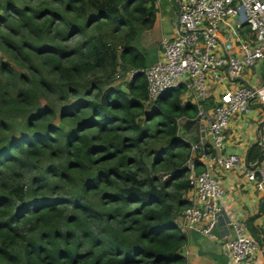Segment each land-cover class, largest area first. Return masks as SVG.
Masks as SVG:
<instances>
[{
	"label": "trees",
	"instance_id": "trees-1",
	"mask_svg": "<svg viewBox=\"0 0 264 264\" xmlns=\"http://www.w3.org/2000/svg\"><path fill=\"white\" fill-rule=\"evenodd\" d=\"M0 9V46L7 38L21 66L0 61V112L27 115L26 131L0 121V264H187L177 218L191 205L192 152L178 120L193 130L199 108L185 85L147 103L136 26H154L157 0ZM120 68L135 71L124 85ZM257 218L248 225L262 246Z\"/></svg>",
	"mask_w": 264,
	"mask_h": 264
},
{
	"label": "built area",
	"instance_id": "built-area-1",
	"mask_svg": "<svg viewBox=\"0 0 264 264\" xmlns=\"http://www.w3.org/2000/svg\"><path fill=\"white\" fill-rule=\"evenodd\" d=\"M174 1L180 23L176 36L164 39L158 60L142 69L148 83L147 103L181 85L193 93L199 105L198 117L205 118L211 141L203 135L189 142L191 205L183 210L179 226L216 241L214 230L225 210V190L212 173L214 166L240 168L264 194V121L258 136L262 156L254 166H245L234 153H222L231 118L247 111L254 100L264 107V79L252 83L244 76L252 67H264V0ZM219 86L224 90L207 113L209 107L203 102ZM196 162L204 165L202 172H195ZM259 219L264 227V210ZM233 225L237 236L226 243L228 264H249L257 252L264 256V246L245 232L244 226Z\"/></svg>",
	"mask_w": 264,
	"mask_h": 264
},
{
	"label": "crops",
	"instance_id": "crops-1",
	"mask_svg": "<svg viewBox=\"0 0 264 264\" xmlns=\"http://www.w3.org/2000/svg\"><path fill=\"white\" fill-rule=\"evenodd\" d=\"M244 76L247 81L259 83L264 79L263 65L246 70ZM223 87H216L210 97L213 98L214 102L221 95L224 90ZM182 98L183 101L195 103L199 108L191 91L187 90ZM209 112L210 107L207 109V113ZM197 118L198 123L194 129H198L199 132L196 139L206 135L208 142H210L211 138L207 136L208 127L205 118ZM263 121L264 107L258 100L252 101L247 111L236 113L231 118L226 130V143L222 153H234L241 158V162L245 166H254L260 158V153L257 151L259 148L258 136ZM212 173L225 190V210L214 230L217 240L209 241L197 232L185 230L187 243L183 247L182 253L187 258V264H228L230 255L226 243L237 236V231L233 224L244 226L245 232L251 234L248 225L249 220L258 217L264 210V194L256 189L254 183L244 175L240 168L227 169L222 166H214ZM180 219L181 217L178 216V223ZM257 223L261 224L262 222L259 219ZM262 246H264V241ZM249 264H264L263 254L257 252Z\"/></svg>",
	"mask_w": 264,
	"mask_h": 264
},
{
	"label": "rangeland",
	"instance_id": "rangeland-1",
	"mask_svg": "<svg viewBox=\"0 0 264 264\" xmlns=\"http://www.w3.org/2000/svg\"><path fill=\"white\" fill-rule=\"evenodd\" d=\"M38 2V1H37ZM4 15V11L0 9V17ZM177 6L174 0H157V12L156 21L153 27L146 28L143 26H136V38L135 45L146 54V67L150 64L156 62L159 54H161L162 42L164 39H172L176 36V21H177ZM110 29V28H109ZM120 35V34H119ZM14 39L18 40L19 35H12ZM13 39V38H12ZM113 42H119V40H114L110 38ZM3 40V41H2ZM2 46H0V61L9 62L15 69L19 70L20 65L14 61L10 52L8 51L9 43L7 38H2ZM1 45V44H0ZM133 69L124 70L119 69L115 75L114 82L116 84L124 85V83L130 81L132 75L134 74ZM6 120L15 122V124H20L18 126L19 130H25V122L27 120V115L22 113H3L0 112V121ZM58 122V121H57ZM179 123V136L188 142L193 141L197 138L198 129L186 130L185 129V119L181 118L178 120ZM18 130V131H19ZM62 192L72 193L71 189H64ZM6 264V263H4Z\"/></svg>",
	"mask_w": 264,
	"mask_h": 264
},
{
	"label": "water",
	"instance_id": "water-1",
	"mask_svg": "<svg viewBox=\"0 0 264 264\" xmlns=\"http://www.w3.org/2000/svg\"><path fill=\"white\" fill-rule=\"evenodd\" d=\"M176 25H177V28H179V25H180L179 18H177Z\"/></svg>",
	"mask_w": 264,
	"mask_h": 264
}]
</instances>
